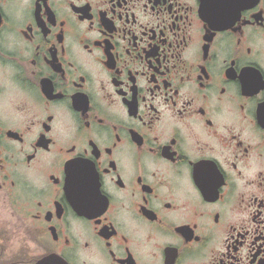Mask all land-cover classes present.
Returning a JSON list of instances; mask_svg holds the SVG:
<instances>
[{"label": "flooded vegetation", "instance_id": "af4514ba", "mask_svg": "<svg viewBox=\"0 0 264 264\" xmlns=\"http://www.w3.org/2000/svg\"><path fill=\"white\" fill-rule=\"evenodd\" d=\"M47 256L264 264V0H0V264Z\"/></svg>", "mask_w": 264, "mask_h": 264}, {"label": "rangeland", "instance_id": "374dc122", "mask_svg": "<svg viewBox=\"0 0 264 264\" xmlns=\"http://www.w3.org/2000/svg\"><path fill=\"white\" fill-rule=\"evenodd\" d=\"M9 94H11V92H9ZM4 216H6L7 222L9 226H12L13 229H15L17 231V233L13 234V231L9 230L10 233V237L14 236V239L16 240L18 238V230H17V225H18V211H4ZM11 229V228H10Z\"/></svg>", "mask_w": 264, "mask_h": 264}, {"label": "water", "instance_id": "95a60500", "mask_svg": "<svg viewBox=\"0 0 264 264\" xmlns=\"http://www.w3.org/2000/svg\"><path fill=\"white\" fill-rule=\"evenodd\" d=\"M36 264H66L62 259L56 256H47L40 259Z\"/></svg>", "mask_w": 264, "mask_h": 264}]
</instances>
